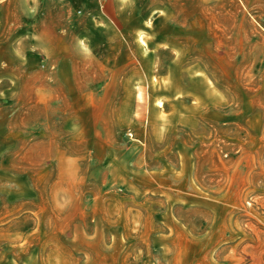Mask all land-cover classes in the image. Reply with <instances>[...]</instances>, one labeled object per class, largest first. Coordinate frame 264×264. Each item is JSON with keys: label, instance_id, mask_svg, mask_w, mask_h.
Here are the masks:
<instances>
[{"label": "rangeland", "instance_id": "1", "mask_svg": "<svg viewBox=\"0 0 264 264\" xmlns=\"http://www.w3.org/2000/svg\"><path fill=\"white\" fill-rule=\"evenodd\" d=\"M0 264H264V0H0Z\"/></svg>", "mask_w": 264, "mask_h": 264}]
</instances>
